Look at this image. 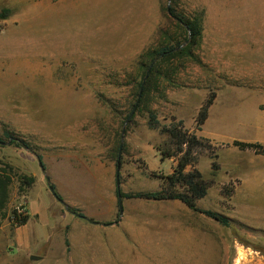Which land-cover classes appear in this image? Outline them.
<instances>
[{
  "label": "rangeland",
  "instance_id": "374dc122",
  "mask_svg": "<svg viewBox=\"0 0 264 264\" xmlns=\"http://www.w3.org/2000/svg\"><path fill=\"white\" fill-rule=\"evenodd\" d=\"M170 5L201 28L195 43ZM163 47L176 56L151 74ZM212 94L197 135L225 142L198 156L211 185L198 207L231 227L179 201L123 199L121 216L118 189L158 192L175 167L150 116L195 132ZM0 171V264H264V0H0Z\"/></svg>",
  "mask_w": 264,
  "mask_h": 264
},
{
  "label": "trees",
  "instance_id": "16d2710c",
  "mask_svg": "<svg viewBox=\"0 0 264 264\" xmlns=\"http://www.w3.org/2000/svg\"><path fill=\"white\" fill-rule=\"evenodd\" d=\"M167 13L169 14V16L177 19L180 22V24L185 28L189 39L193 40L192 43H195L199 39V37L201 36V28H199V25H197V23L186 22L180 17H178L171 5L167 9ZM187 40L188 39H186V41ZM186 48L182 50L181 48L178 49L179 55H186V53L188 55L189 51H187L188 48ZM176 52L177 51L171 47H163L160 50L153 51L152 53L148 54L145 60H148V62H150V67H148V69L152 68L151 74L154 71L153 66H155V62L157 60L171 59L173 58V56H176ZM150 80H148L147 84L150 82ZM142 86L143 82L139 85V91L143 88ZM143 96L144 94L142 95V99ZM215 100L216 94H212L202 105L195 119V132L188 130L184 126V123L182 121L170 127H161L157 117L152 114L149 120L150 127L155 130H160L161 134L166 136V143L164 144L163 148L161 146L157 147V151L159 152L162 161H175V167L173 168V172L170 175L160 177L163 182V186L162 189L158 192L139 193L136 195H124L118 189V197H121L122 199H142L156 202L179 201L183 203L189 210L195 213L203 214L215 220L224 227H231V222L228 218L216 212L205 211L198 207V202L207 197L211 185L210 182H208L204 178L203 174L195 168V166L198 163L199 154L205 151L211 152L212 147L210 145L211 141L209 139L199 137L197 135V132L202 131L203 127L206 125L209 119L210 109L214 105ZM9 139L11 140L12 138L9 136ZM12 144H15V141H13ZM234 144L235 146L241 147L243 149L258 147L257 145L240 142H235ZM23 147L28 150L30 148L25 144H23ZM36 156L42 170L45 172L46 168L43 162V158L40 155ZM120 167L121 160L118 159L117 168ZM189 168H192V170L188 171ZM213 169L215 171L219 170V165L216 162L213 163ZM28 182L29 185H32L34 183L33 179L29 180ZM11 184L12 178L5 172L0 171V227L2 225V211L6 207L10 199ZM50 189L54 191V196L57 198V200L63 203L62 197L56 192V187L54 185H50ZM22 209L23 212H20V209L14 210L10 217L11 222H13L16 227L25 226L30 220V215L27 212L26 208L23 207ZM67 210L73 214H77V211L75 209L70 208L68 206ZM81 218L85 219V217L82 216ZM67 245H69L68 241Z\"/></svg>",
  "mask_w": 264,
  "mask_h": 264
},
{
  "label": "crops",
  "instance_id": "0c3cea01",
  "mask_svg": "<svg viewBox=\"0 0 264 264\" xmlns=\"http://www.w3.org/2000/svg\"><path fill=\"white\" fill-rule=\"evenodd\" d=\"M210 118H211V113H210V115H209V119H208V121H210ZM208 121H207V123H206V125H205V127L207 126V124H208ZM205 127H204V129H205ZM204 132V131H203ZM199 136V135H198ZM206 136H207V138H209V139H213V140H215V141H220V142H225V139L224 138H222L219 134H213V135H211V133H208V134H206ZM62 197V196H61ZM63 198V197H62ZM30 219H31V216H30ZM30 221V220H29Z\"/></svg>",
  "mask_w": 264,
  "mask_h": 264
},
{
  "label": "water",
  "instance_id": "95a60500",
  "mask_svg": "<svg viewBox=\"0 0 264 264\" xmlns=\"http://www.w3.org/2000/svg\"><path fill=\"white\" fill-rule=\"evenodd\" d=\"M118 185H119V182H118ZM51 190V192L54 194V191L52 190V189H50ZM119 208H120V215L122 216L123 215V199L121 198V197H119ZM78 217H81V215H79V214H76ZM31 260L32 261H38V260H40V258L39 257H36V256H32L31 257Z\"/></svg>",
  "mask_w": 264,
  "mask_h": 264
}]
</instances>
